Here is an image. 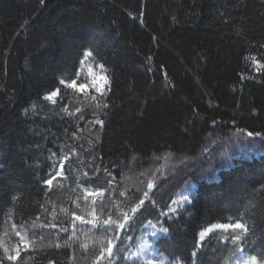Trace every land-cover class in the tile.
Masks as SVG:
<instances>
[{
    "label": "trees",
    "instance_id": "trees-1",
    "mask_svg": "<svg viewBox=\"0 0 264 264\" xmlns=\"http://www.w3.org/2000/svg\"><path fill=\"white\" fill-rule=\"evenodd\" d=\"M143 234L264 262V0H0V264H151Z\"/></svg>",
    "mask_w": 264,
    "mask_h": 264
},
{
    "label": "rangeland",
    "instance_id": "rangeland-1",
    "mask_svg": "<svg viewBox=\"0 0 264 264\" xmlns=\"http://www.w3.org/2000/svg\"><path fill=\"white\" fill-rule=\"evenodd\" d=\"M84 69H85V74H86L85 78L87 80V82L83 84L87 86L85 89H90V88L95 89L97 85H103L105 83V79H102V77L105 78L104 73L102 72L100 67H94L90 65L89 63L88 64L84 63ZM79 86L78 88L80 89ZM188 197H189V190L185 188L183 191H181L177 195V197L175 198L174 204L170 207V209L174 210L177 206L182 205L184 202L188 200ZM92 213H93V210H91V215ZM218 226L219 225H212V226H208L207 228L203 229L199 235V242H201L204 238H207L208 236H210L211 233L213 232H217L219 234H225V233L227 234L230 230L228 228H220ZM219 237H222V236H219ZM132 255L136 259H141L151 264L166 263L163 260H159L154 256L155 253L150 248V245L148 243V236H146V234L142 235V239L138 247L132 252ZM250 258H251L250 256H246L241 253L240 256L236 259V264L238 261L241 262L242 264L244 260H250ZM256 264H264V262H259L258 260H256Z\"/></svg>",
    "mask_w": 264,
    "mask_h": 264
},
{
    "label": "snow or ice",
    "instance_id": "snow-or-ice-1",
    "mask_svg": "<svg viewBox=\"0 0 264 264\" xmlns=\"http://www.w3.org/2000/svg\"><path fill=\"white\" fill-rule=\"evenodd\" d=\"M91 54H92L91 52L88 53L89 56H91ZM101 67H103V65H101ZM102 79L106 80V78H103V77H102ZM61 83H63V81H61ZM69 87H76V82L73 81L72 84L69 85ZM79 87H80V90L83 91V90H85V88L87 86L86 85H80ZM95 90L97 92H101L102 91V85H97L95 87ZM56 94H57L56 92L52 93L53 96H55ZM97 123H103V121H97ZM249 135H251V133ZM61 167H63V165H61ZM45 183L51 184L52 180H46ZM185 199H186V197H185ZM218 227L228 228V229H241V230L247 231L246 225L244 223L240 222L239 220H237L235 223H232V224H220ZM240 238H241L240 236H233L232 240L235 243L236 241L240 240ZM9 259L15 260L16 256H11V257H9ZM256 259L257 258L255 256H253L250 258V260H244L242 262V264H256ZM237 264H241V262L238 261Z\"/></svg>",
    "mask_w": 264,
    "mask_h": 264
}]
</instances>
